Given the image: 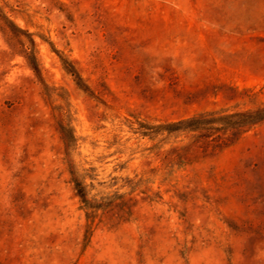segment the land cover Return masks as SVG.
Instances as JSON below:
<instances>
[{
  "label": "rangeland",
  "instance_id": "obj_1",
  "mask_svg": "<svg viewBox=\"0 0 264 264\" xmlns=\"http://www.w3.org/2000/svg\"><path fill=\"white\" fill-rule=\"evenodd\" d=\"M0 264H264V0H0Z\"/></svg>",
  "mask_w": 264,
  "mask_h": 264
}]
</instances>
